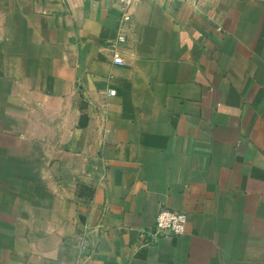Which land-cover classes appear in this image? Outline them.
Here are the masks:
<instances>
[{
  "label": "crops",
  "instance_id": "obj_1",
  "mask_svg": "<svg viewBox=\"0 0 264 264\" xmlns=\"http://www.w3.org/2000/svg\"><path fill=\"white\" fill-rule=\"evenodd\" d=\"M131 12L0 0V264H264V0Z\"/></svg>",
  "mask_w": 264,
  "mask_h": 264
},
{
  "label": "built area",
  "instance_id": "obj_2",
  "mask_svg": "<svg viewBox=\"0 0 264 264\" xmlns=\"http://www.w3.org/2000/svg\"><path fill=\"white\" fill-rule=\"evenodd\" d=\"M143 0H117L120 9L119 26L117 36L109 43L114 52V63L122 64L120 48L128 42L127 27L132 20V6ZM198 1V0H187ZM115 93V91H113ZM188 215L184 211H176L171 208H162L156 216L155 228L161 235L181 236L186 232Z\"/></svg>",
  "mask_w": 264,
  "mask_h": 264
}]
</instances>
